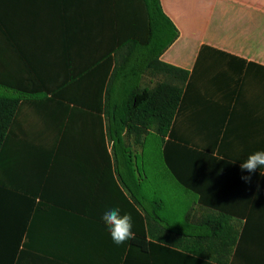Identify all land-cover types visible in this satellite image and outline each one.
Listing matches in <instances>:
<instances>
[{"label": "crops", "instance_id": "obj_1", "mask_svg": "<svg viewBox=\"0 0 264 264\" xmlns=\"http://www.w3.org/2000/svg\"><path fill=\"white\" fill-rule=\"evenodd\" d=\"M204 46L245 60L223 130L263 150L264 0H0V97L20 100L0 152L24 228L13 264H264L262 170H240L220 209L190 191V205L150 203L138 156L158 134L119 121L136 90L166 81L163 64L191 73ZM112 207L133 217L121 246L101 219Z\"/></svg>", "mask_w": 264, "mask_h": 264}, {"label": "trees", "instance_id": "obj_2", "mask_svg": "<svg viewBox=\"0 0 264 264\" xmlns=\"http://www.w3.org/2000/svg\"><path fill=\"white\" fill-rule=\"evenodd\" d=\"M152 30L151 21V36ZM245 63L204 46L191 73L163 64L166 81L151 90H136L125 102L124 116L119 118L139 136L155 127V133L164 140L162 154L171 176L196 194L200 204L216 209L236 204L241 190L237 181L240 166L231 161L242 162L254 152L252 134L223 130L227 111L236 108L239 94L246 92L247 81L244 85L241 76ZM19 106V99L0 97V152ZM194 109L199 113L196 116L190 114ZM213 190L229 191L228 197H208L207 192ZM16 200L0 187V264H13L23 233L15 217Z\"/></svg>", "mask_w": 264, "mask_h": 264}, {"label": "rangeland", "instance_id": "obj_3", "mask_svg": "<svg viewBox=\"0 0 264 264\" xmlns=\"http://www.w3.org/2000/svg\"><path fill=\"white\" fill-rule=\"evenodd\" d=\"M168 32L167 43L174 33L170 25ZM161 147V138L156 134L150 135L143 153L138 156L140 174L147 178L144 186L149 193L150 203L156 199L168 205L192 204L190 196L194 195L173 179L162 159Z\"/></svg>", "mask_w": 264, "mask_h": 264}, {"label": "clouds", "instance_id": "obj_4", "mask_svg": "<svg viewBox=\"0 0 264 264\" xmlns=\"http://www.w3.org/2000/svg\"><path fill=\"white\" fill-rule=\"evenodd\" d=\"M240 169L241 172L247 171L249 174L264 169V150H258L249 154L246 159L240 163ZM260 174L264 175L261 171ZM241 179L250 183L251 175L242 176ZM101 219L114 245L121 246L135 239V233L133 232V217L131 213L122 212L119 207H112L104 211Z\"/></svg>", "mask_w": 264, "mask_h": 264}]
</instances>
